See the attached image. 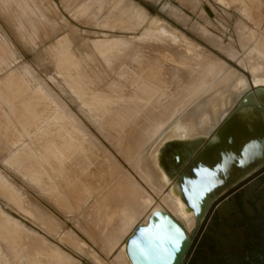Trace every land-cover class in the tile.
<instances>
[{"label":"rangeland","instance_id":"374dc122","mask_svg":"<svg viewBox=\"0 0 264 264\" xmlns=\"http://www.w3.org/2000/svg\"><path fill=\"white\" fill-rule=\"evenodd\" d=\"M263 46L264 0H0V264H125L124 239L169 191L148 157L174 133L180 146L231 69L254 86ZM192 52L221 64L208 85L164 72L196 73ZM189 121L208 138L222 120Z\"/></svg>","mask_w":264,"mask_h":264},{"label":"water","instance_id":"95a60500","mask_svg":"<svg viewBox=\"0 0 264 264\" xmlns=\"http://www.w3.org/2000/svg\"><path fill=\"white\" fill-rule=\"evenodd\" d=\"M178 156L168 160L174 183L188 209L200 216L217 194L264 161V88L244 95L207 143ZM188 242L181 222L156 209L124 244L130 264H180Z\"/></svg>","mask_w":264,"mask_h":264},{"label":"flooded vegetation","instance_id":"af4514ba","mask_svg":"<svg viewBox=\"0 0 264 264\" xmlns=\"http://www.w3.org/2000/svg\"><path fill=\"white\" fill-rule=\"evenodd\" d=\"M256 88L264 86L247 93ZM185 215L190 222L181 226L189 242L180 264H264V161L217 194L200 216Z\"/></svg>","mask_w":264,"mask_h":264},{"label":"bare ground","instance_id":"6f19581e","mask_svg":"<svg viewBox=\"0 0 264 264\" xmlns=\"http://www.w3.org/2000/svg\"><path fill=\"white\" fill-rule=\"evenodd\" d=\"M262 50H264V46L260 47L259 50L256 49V52L253 54V55H255V59L253 61H256L257 63L253 64L252 62H250L251 67L249 68V66H248V69L250 70L252 77H253L254 86H264V52ZM181 51H182V49H181ZM198 52H200V51H198ZM203 52H204V50H203ZM182 54H183V52H182ZM185 55L186 54H183V56H185ZM187 56L189 57L188 59H190L191 61L195 60L194 62L195 63L197 62L196 73H193V74L191 73L192 67H190L189 65H180L179 66L178 64H176L179 67L178 70L174 69L173 66H172L173 69L171 67H167V70L164 71L165 74L170 75V78L172 79L174 76V73L177 72L179 74V76H178L179 78H181L185 82L187 81L190 83V82H192V78L196 77L197 75L198 76L200 75L197 73H198V70L201 69L203 72L202 76H206L205 84H207L208 82L210 83V81L213 79V77L217 76L218 73L221 72V70H222L221 64L218 60L211 59V57H207L206 55H198V54H195L194 52H192V54L189 53V55H187ZM164 68L166 69V67H164ZM230 71H234V72L229 74V76H227L226 78H223L222 81L218 82L211 90L206 91L205 95L203 96V98H201L199 104L195 108H192V109L190 108L189 113L186 116L187 117L186 119L188 122L187 124L190 127L194 128V130L191 129L192 131L190 132V134H193L196 127H198V126L196 123L193 124L189 120H195L197 123H201V124H208L207 126H209L210 123L211 124L213 123L212 125L215 126L216 123L221 118H223L222 121L220 122V124L217 125V127H219L221 125V123H223V121L228 117V115L234 109L235 105L239 102V100H241L242 97L247 93V92L244 93V91L246 90V88L248 86L247 85L248 83H247L246 79L244 78V76L239 75L233 69H231ZM237 77L238 78L240 77V80L242 81V83H241L242 85L238 89H237L238 84L236 82H237V80L239 81V79ZM202 87H200V89ZM215 95L218 96L216 102H214L210 108H206L204 105L206 100H208L210 102L211 100H213ZM232 105H234L233 108L231 109V111L229 113H227L228 109ZM226 113H227V115H226ZM198 117H200L201 121H200V119H198ZM164 120H165V117H159V119H157L155 123L161 124V122H163ZM187 124L184 126V128L187 126ZM217 127L214 130L208 131V133H210L211 137L215 133ZM196 130L197 131L194 132L195 134H197L196 132H198L199 129H196ZM174 135H175V133H174ZM174 135H172V136L174 137ZM181 139H183V140L180 142V146H176L177 147L176 150H174L173 145L175 143H178V142L174 141V140L173 141L169 140V141H165L158 148V151L155 154L152 152L150 154V156L148 157V161H149L148 169L153 174V177H154V180H152L153 183L158 184L160 182L164 185L167 184L169 186V191H167L168 193L164 195L163 200H162L164 203V206H161V205L155 206L156 208L152 209L149 212V214L156 209H165L170 214H172L177 220H179L181 223L188 224V222H190V218L186 217L185 213L191 212V214H192L193 212L188 209V207L185 205V203L182 201V199L180 197L179 187H178V185H175V183H174L175 175L173 174L172 169H171L170 165L168 164V162H169L168 160L171 157V155L175 152L179 156L183 155L185 153H188V152L190 154L194 153L199 147L204 145L207 138L205 135H203V136H198V137H192L191 139L185 138V137H183ZM165 152H166V154H165ZM179 156H178V158H179ZM142 195L140 196V198L136 202H134V205L127 211V212H129L128 217L124 216L123 219L119 220L120 223L118 222L112 226L110 233H109L110 235L109 234L107 235L109 237L108 240H110L109 242H112L113 244H114V242L116 243L115 237L123 234L122 232L129 225L128 222L137 218L149 206L150 198H148V197L146 198L145 196H142ZM149 214L146 216L144 222H141V223L146 222ZM12 216L14 217V215H12ZM134 227H133V229H134ZM125 239H124V242H125ZM124 242H123V245L121 247L122 253L126 258L125 264H130V261L128 260V257L125 253ZM81 259H84V258H81ZM115 263L121 264L117 260ZM88 264H92V263L88 262Z\"/></svg>","mask_w":264,"mask_h":264},{"label":"crops","instance_id":"0c3cea01","mask_svg":"<svg viewBox=\"0 0 264 264\" xmlns=\"http://www.w3.org/2000/svg\"><path fill=\"white\" fill-rule=\"evenodd\" d=\"M222 119H223V118H221L220 120H222ZM210 128H211V127H210ZM195 131H197V130L195 129ZM195 131H194V132H195ZM194 132H193V134H190V133L187 132V133H185L184 137H185V138H190V139H191L192 137L203 136V135L195 134ZM205 136H206V135H205ZM177 138H178V137H175V136H174V137H171L170 139H168V140H166V141H169V140H170V141H171V140H172V141H173V140L175 141V139H177ZM182 138H183V137H182Z\"/></svg>","mask_w":264,"mask_h":264}]
</instances>
